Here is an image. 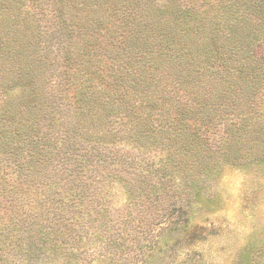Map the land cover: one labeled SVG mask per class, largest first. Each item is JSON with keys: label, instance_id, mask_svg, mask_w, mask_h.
Segmentation results:
<instances>
[{"label": "trees", "instance_id": "obj_1", "mask_svg": "<svg viewBox=\"0 0 264 264\" xmlns=\"http://www.w3.org/2000/svg\"><path fill=\"white\" fill-rule=\"evenodd\" d=\"M34 2L0 0L14 264H130L264 160V0Z\"/></svg>", "mask_w": 264, "mask_h": 264}, {"label": "rangeland", "instance_id": "obj_2", "mask_svg": "<svg viewBox=\"0 0 264 264\" xmlns=\"http://www.w3.org/2000/svg\"><path fill=\"white\" fill-rule=\"evenodd\" d=\"M27 1L28 5L35 4L34 0ZM12 157L0 150V230L3 235L5 225L21 202L18 192H11L14 178L8 164L13 163ZM15 184L17 186L18 180ZM211 198L213 202L207 201L208 197L193 202L190 210L181 215L188 220L185 226L177 229L154 226L149 240L144 241L150 244L151 237L156 238L155 248L148 247L140 255L135 249L131 250L130 264H264V160L240 167L224 165ZM12 252L11 245L0 248V264H4V260L14 264L16 256ZM42 264H61V261H42ZM90 264L107 263L101 259Z\"/></svg>", "mask_w": 264, "mask_h": 264}]
</instances>
